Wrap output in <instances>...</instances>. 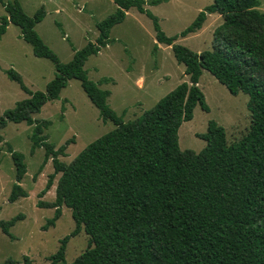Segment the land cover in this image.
<instances>
[{
    "label": "trees",
    "instance_id": "1",
    "mask_svg": "<svg viewBox=\"0 0 264 264\" xmlns=\"http://www.w3.org/2000/svg\"><path fill=\"white\" fill-rule=\"evenodd\" d=\"M113 1L116 10L95 23V42L62 63L35 31L45 17L44 8L30 17L18 0H0L6 13L0 18V39L10 24L17 26L32 54L49 60L55 70L43 92H31L15 71L6 70L7 77L29 98L0 116V131L7 123L33 127L30 155L43 148L42 166L52 161L54 173L40 197L49 191L55 175L61 174L54 201L37 203L39 208L54 209L48 226L55 225L63 207L70 210L75 224L49 257L51 263L64 262L68 241L83 230L89 248L71 264H264V13L259 10L260 0H213L172 37L162 32L158 18L145 8L169 0ZM131 8L150 19L157 44L171 46L188 81L141 117L124 123L107 105L109 91L88 80L84 65L111 43V29L125 20ZM211 14L220 16L222 23L213 32L210 50L197 54L174 44L178 37L200 31ZM203 70L231 95L249 97L250 127L241 140L227 146L224 129L209 121L206 133L199 135L204 148L198 154L181 152L177 135L181 124L192 119L197 105L209 111L198 87ZM70 80L80 82L103 123L111 122L115 129L65 165L58 160L64 156V146L55 150L43 134L50 123L38 122L33 116L47 102L57 100ZM6 151L15 172L8 197L14 203L28 197L20 185L26 164L23 154L9 144ZM21 219L18 215L0 221L1 232L13 239L10 229ZM22 264L32 263L24 258Z\"/></svg>",
    "mask_w": 264,
    "mask_h": 264
},
{
    "label": "rangeland",
    "instance_id": "2",
    "mask_svg": "<svg viewBox=\"0 0 264 264\" xmlns=\"http://www.w3.org/2000/svg\"><path fill=\"white\" fill-rule=\"evenodd\" d=\"M3 3L14 0H1ZM24 12L32 17L44 8V19L35 26V31L44 44L52 50L59 61L69 62L74 53L87 43H94L98 32L95 23L111 15L117 8L113 0H18ZM213 0H169L154 7L145 6L158 18L160 28L167 37L178 35L196 18L199 12ZM259 10L264 13V0ZM0 3V18L5 16ZM222 23L220 16H207L200 31L187 37H178L174 44L186 47L197 54L211 49L213 32ZM109 38L111 43L97 55L90 56L84 65L88 80L100 90L109 91L107 105L121 117L124 123L141 117L179 84L188 81L184 66L175 61L171 46L157 44L152 23L145 15L131 8L125 20L114 26ZM157 44L158 50L153 51ZM12 69L31 92H43L55 70L47 59L37 58L31 48L20 38L17 26L9 25L0 39V116L15 107L17 102L29 98L19 85L11 81L6 70ZM198 87L203 93L209 111L197 105L193 117L183 122L178 129V145L181 152L198 154L205 146L199 135L205 134L209 121H215L225 131L227 146L238 142L249 130V97L239 93L231 95L207 71H202ZM50 125L44 129L47 142L57 150L64 146V156L59 162L69 165L90 143L115 129L111 122L103 123L98 110L83 92L80 82L68 81L59 98L47 102L40 113L33 116ZM33 127L24 123H7L0 131V221H8L18 215L10 229L13 239L0 230V263L12 260L22 264L24 258L32 264H52L60 241L75 228L69 209H61V217L54 226L47 221L54 209L39 208L38 202L51 203L61 174L55 175L53 185L40 197L48 177L54 173L51 159L43 164L44 149L30 155V135ZM24 156L26 174L20 183L27 198L9 203L8 197L14 183V166L7 145ZM42 166V169L40 167ZM89 248L88 237L81 230L66 245L64 262L71 264Z\"/></svg>",
    "mask_w": 264,
    "mask_h": 264
}]
</instances>
